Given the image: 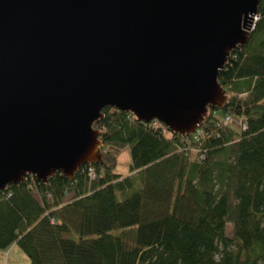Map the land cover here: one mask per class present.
I'll use <instances>...</instances> for the list:
<instances>
[{
	"label": "trees",
	"instance_id": "16d2710c",
	"mask_svg": "<svg viewBox=\"0 0 264 264\" xmlns=\"http://www.w3.org/2000/svg\"><path fill=\"white\" fill-rule=\"evenodd\" d=\"M256 14L217 74L225 103L193 133L104 107L101 162L0 190V249L15 243L29 264L264 263V0Z\"/></svg>",
	"mask_w": 264,
	"mask_h": 264
},
{
	"label": "water",
	"instance_id": "95a60500",
	"mask_svg": "<svg viewBox=\"0 0 264 264\" xmlns=\"http://www.w3.org/2000/svg\"><path fill=\"white\" fill-rule=\"evenodd\" d=\"M258 0H0V190L101 162L106 106L195 131Z\"/></svg>",
	"mask_w": 264,
	"mask_h": 264
},
{
	"label": "rangeland",
	"instance_id": "374dc122",
	"mask_svg": "<svg viewBox=\"0 0 264 264\" xmlns=\"http://www.w3.org/2000/svg\"><path fill=\"white\" fill-rule=\"evenodd\" d=\"M128 162H129V149L125 145L117 153L115 170L117 172L125 173L128 169ZM230 227H231L230 222H227L226 223L227 233H229ZM24 259L28 261L26 255L15 243L10 244L5 249H0V264H19V262Z\"/></svg>",
	"mask_w": 264,
	"mask_h": 264
},
{
	"label": "built area",
	"instance_id": "2783aa9c",
	"mask_svg": "<svg viewBox=\"0 0 264 264\" xmlns=\"http://www.w3.org/2000/svg\"><path fill=\"white\" fill-rule=\"evenodd\" d=\"M257 18V14H254L253 15V18H252V21H251V24H250V26H249V29L253 26V23H254V21H255V19ZM223 119H222V122L223 123H229V122H233L234 121V119L229 115V114H225V115H223V117H222ZM238 123H239V120L237 121ZM197 129V128H196ZM195 129V130H196ZM194 132V131H193ZM192 132V133H193ZM86 175H88L90 178H92L93 177V170H92V168L90 167V165H88L87 167H86Z\"/></svg>",
	"mask_w": 264,
	"mask_h": 264
},
{
	"label": "crops",
	"instance_id": "0c3cea01",
	"mask_svg": "<svg viewBox=\"0 0 264 264\" xmlns=\"http://www.w3.org/2000/svg\"><path fill=\"white\" fill-rule=\"evenodd\" d=\"M19 264H29V262L26 259H24V260L20 261Z\"/></svg>",
	"mask_w": 264,
	"mask_h": 264
}]
</instances>
